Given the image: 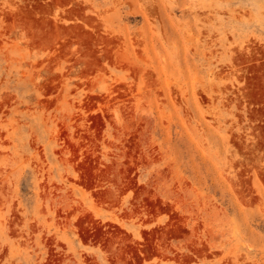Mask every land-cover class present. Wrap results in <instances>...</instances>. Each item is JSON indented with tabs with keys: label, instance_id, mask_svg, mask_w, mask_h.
<instances>
[{
	"label": "rangeland",
	"instance_id": "rangeland-1",
	"mask_svg": "<svg viewBox=\"0 0 264 264\" xmlns=\"http://www.w3.org/2000/svg\"><path fill=\"white\" fill-rule=\"evenodd\" d=\"M0 264H264V0H0Z\"/></svg>",
	"mask_w": 264,
	"mask_h": 264
}]
</instances>
